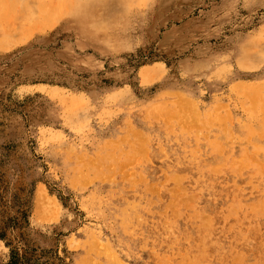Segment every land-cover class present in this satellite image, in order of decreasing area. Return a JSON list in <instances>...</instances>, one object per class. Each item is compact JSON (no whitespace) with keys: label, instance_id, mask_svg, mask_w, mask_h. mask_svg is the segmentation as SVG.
Wrapping results in <instances>:
<instances>
[{"label":"rangeland","instance_id":"rangeland-1","mask_svg":"<svg viewBox=\"0 0 264 264\" xmlns=\"http://www.w3.org/2000/svg\"><path fill=\"white\" fill-rule=\"evenodd\" d=\"M0 234V263L264 264V0H0Z\"/></svg>","mask_w":264,"mask_h":264},{"label":"trees","instance_id":"trees-1","mask_svg":"<svg viewBox=\"0 0 264 264\" xmlns=\"http://www.w3.org/2000/svg\"><path fill=\"white\" fill-rule=\"evenodd\" d=\"M0 235L3 236V234ZM6 245L9 247L8 258L0 264H40L39 259L33 258L28 254L30 249L23 248L20 251L19 247L10 242H6ZM58 259L61 261L62 258L58 257ZM44 264L46 263L44 262Z\"/></svg>","mask_w":264,"mask_h":264},{"label":"bare ground","instance_id":"bare-ground-1","mask_svg":"<svg viewBox=\"0 0 264 264\" xmlns=\"http://www.w3.org/2000/svg\"><path fill=\"white\" fill-rule=\"evenodd\" d=\"M39 8H40V7H39ZM41 12H42V10H41ZM53 15H54V14H53ZM205 120H206V119H205ZM205 120H204V121H205ZM42 193H43V192H42ZM40 196H41V195H40ZM45 196H46V195H45ZM38 198H39V197H38ZM42 199H43V196H42ZM42 199H41V200H42ZM38 200H39V199H38ZM39 201H40V200H39Z\"/></svg>","mask_w":264,"mask_h":264}]
</instances>
